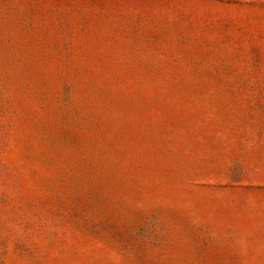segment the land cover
Returning a JSON list of instances; mask_svg holds the SVG:
<instances>
[{
    "label": "rangeland",
    "instance_id": "1",
    "mask_svg": "<svg viewBox=\"0 0 264 264\" xmlns=\"http://www.w3.org/2000/svg\"><path fill=\"white\" fill-rule=\"evenodd\" d=\"M0 264H264V0H0Z\"/></svg>",
    "mask_w": 264,
    "mask_h": 264
}]
</instances>
